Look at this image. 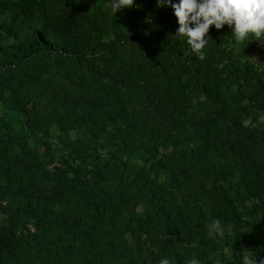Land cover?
<instances>
[{"label": "trees", "instance_id": "trees-1", "mask_svg": "<svg viewBox=\"0 0 264 264\" xmlns=\"http://www.w3.org/2000/svg\"><path fill=\"white\" fill-rule=\"evenodd\" d=\"M23 1L4 0L1 10ZM98 1L104 7L97 5L96 10L70 3L71 21L56 32L55 41L50 39L49 33L44 35L35 30L25 43L19 61L29 62L39 53H51L63 62L64 74L72 80H81L72 64L75 59L80 67L96 77H106L108 83L122 88L140 85L142 98L157 108H160V100L151 93L159 92L158 97L163 99L165 107L162 142L170 143L172 148L169 162L173 184L183 188L185 181L196 183L206 198L215 199V204L234 224L233 258L229 264H243V250L256 254L264 247L262 225L254 220L253 208H239L236 203L241 194L264 201L261 170L264 162L261 163L258 156H248L252 147L264 148V127L254 125L256 117L250 109V106H259L253 104L257 99L264 100V78L245 60L244 54L250 45L244 42L236 47L227 25L222 30L212 26L207 34L211 39L204 49L205 59L200 60L186 40L174 36L179 25L172 8L157 7V0H136L134 7L114 15L107 7L110 0H96V3ZM30 2L25 7L27 12L34 6L46 4V0ZM105 35L111 40L103 41ZM122 49H129L140 60L127 65L119 55ZM232 86H236L235 89ZM123 93L128 103L133 97L126 89ZM101 94L103 102L115 99L107 88ZM247 118L249 123H244ZM121 137L125 139V133ZM198 138L203 139L201 145L196 143ZM223 140L239 149L247 162L240 165L241 176L235 191L229 193L223 188L217 195L215 187L211 191L210 168L205 158L212 149L220 151ZM188 146H194L193 150H187ZM0 161H5L1 149ZM85 169L100 179L107 177L103 167L86 166ZM144 176L150 191L147 204L141 217L130 219L136 228L138 249L109 255L113 243L101 240L107 233L102 223L112 224L128 210L123 194L89 187L80 175L67 176L63 171L56 178L74 195L71 218L79 227L87 252L76 251L69 245L57 249V244L46 239L51 225L55 224L33 214L10 211L5 221H0V264H159L162 258L185 264L193 256L200 264H215L212 252L216 242L208 238L190 216L173 207L163 186L156 184L151 176ZM19 183L27 192L32 191L30 184L21 180ZM105 209L107 212L103 213ZM29 217L34 219L36 231L18 232ZM141 236L150 241L155 252L144 254ZM94 248L96 251H90Z\"/></svg>", "mask_w": 264, "mask_h": 264}, {"label": "rangeland", "instance_id": "rangeland-1", "mask_svg": "<svg viewBox=\"0 0 264 264\" xmlns=\"http://www.w3.org/2000/svg\"><path fill=\"white\" fill-rule=\"evenodd\" d=\"M3 2L0 0V149L5 161H0V221H5L10 211L33 214L55 224L51 225L46 239L57 244V249L69 245L76 251L87 252L79 227L71 218L74 195L56 178L65 171L67 176L80 175L89 187L122 193L127 199L128 210L123 215L112 224L102 223L107 233L101 240L114 246L109 247V255L138 249L136 228L130 219L141 217L147 204L150 191L144 175L163 186L173 207L196 221L208 238L206 225L216 217L233 229L234 224L215 204V199L206 198L196 183L185 181L183 188L173 184L169 162L172 148L170 143L162 142L165 107L159 92L151 93L160 100L157 108L142 98L140 85L127 88L113 85L106 77H96L80 67L75 59L72 64L81 80H72L64 74L63 62L51 53H39L29 62L19 61L25 43L35 30L44 35L49 33L55 41L56 32L71 21L70 3L96 10L97 5L104 7L101 1L46 0V4L34 6L28 12L25 7L30 5V0L7 10H1ZM109 40L108 35L103 36V41ZM245 43L250 45L245 60L264 78V40L257 41L250 35ZM119 55L127 65L140 60L129 49L120 50ZM106 88L115 96L107 103L101 100V91ZM123 89L133 97L128 103ZM256 101L253 104L259 106H250L256 117L254 125L263 128L264 100ZM244 123H249V119ZM202 142L203 139H196V143ZM221 143L220 151L212 149L205 158L210 168L211 191L215 187L217 195L223 188L229 193L235 191L241 176L240 165L247 162L245 155L231 143L226 140ZM192 147L186 149L191 151ZM248 156H258L263 163L264 148L252 147ZM86 166L103 167L106 179L89 174ZM261 170L264 174V166ZM17 179L30 184L32 191L24 190ZM239 199L236 202L239 208H253L254 220L262 225L260 233L264 241V201L243 194ZM106 212L107 209L103 210ZM25 221V227L18 232L22 230L26 234L27 229L35 232L34 219L29 217ZM211 239L216 242L212 252L214 263L219 260L220 264H229L233 258L232 234ZM140 242L144 254L155 252L144 236ZM251 255L264 259V247Z\"/></svg>", "mask_w": 264, "mask_h": 264}, {"label": "clouds", "instance_id": "clouds-1", "mask_svg": "<svg viewBox=\"0 0 264 264\" xmlns=\"http://www.w3.org/2000/svg\"><path fill=\"white\" fill-rule=\"evenodd\" d=\"M135 2L110 0L107 7L115 15L122 9L134 7ZM165 6L172 8L177 18L179 27L174 36L186 40L200 60L205 59L204 49L211 39L207 34L212 26L222 30L227 25L232 30L236 47L248 41L250 35L257 41L264 40V0H179L178 3L173 0H157V7ZM261 119L264 121V117ZM206 228L209 237L213 239L223 238L226 233L232 234V225H224L219 219L212 220ZM242 259L243 264H264V259L258 260L248 249L242 251ZM159 264L175 262L162 258ZM185 264H200V261L193 256ZM215 264H220V261L216 260Z\"/></svg>", "mask_w": 264, "mask_h": 264}]
</instances>
